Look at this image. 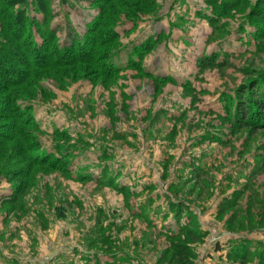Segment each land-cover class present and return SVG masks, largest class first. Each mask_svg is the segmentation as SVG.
<instances>
[{
  "label": "rangeland",
  "instance_id": "rangeland-1",
  "mask_svg": "<svg viewBox=\"0 0 264 264\" xmlns=\"http://www.w3.org/2000/svg\"><path fill=\"white\" fill-rule=\"evenodd\" d=\"M0 264H264V0H0Z\"/></svg>",
  "mask_w": 264,
  "mask_h": 264
}]
</instances>
